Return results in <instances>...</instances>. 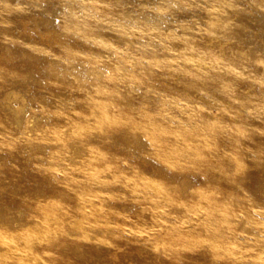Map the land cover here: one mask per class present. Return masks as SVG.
<instances>
[{"label":"bare ground","instance_id":"obj_1","mask_svg":"<svg viewBox=\"0 0 264 264\" xmlns=\"http://www.w3.org/2000/svg\"><path fill=\"white\" fill-rule=\"evenodd\" d=\"M7 2L14 4L13 0H5L4 4L14 13L15 9ZM245 2L255 12L254 18H251L253 25L247 19L239 22L245 17L235 15L232 19L225 20L223 26H217L211 20V25L206 30V36L210 40L208 42L203 38L200 40L201 33L198 30L190 33L192 38H187L188 32L184 29L178 31L176 37L172 36L168 42L186 53L182 56L181 66L175 61L157 60L140 69L142 63L131 62L116 46V40H107V49L115 60H119L121 73L114 72L111 68L106 76L101 77L102 82H95L99 79L98 75L91 76L90 79L81 77L79 85L76 81L74 87L72 80H68V72L78 73L79 69L69 67L67 70L68 67L61 62L33 56L29 49L14 45L6 44L1 49L0 84H23L25 80L22 68L27 65V58L34 57L36 62L30 65V74L38 75L39 78L44 76L54 93L67 91L69 109L66 113L56 110V100L51 99L44 108L60 124H43L38 119H32L31 124H24L28 109L24 92L10 86L0 95V131L6 134L10 131L16 133L14 137L2 138L6 150L0 152V177L3 172L15 171L16 165L9 163L13 158L15 162L18 161L21 146L30 145L40 158L44 181L54 182L57 187H65L64 195L68 197L63 199L57 196V187L50 190L38 188L37 200L23 204L30 211V217L21 216L17 221L12 220L16 211L14 213L9 206H0V264H83L91 259L110 260L112 257L105 255V250L97 248L103 242L107 244V236L116 234L109 244L125 246L128 247L127 251L135 252L150 241L154 245L163 241V233L158 226L168 228L167 235L170 237L166 238L165 243L169 245L170 257L176 262L187 259L203 246L211 247L213 254L210 255H215V258L221 256L228 259L227 256L236 249L238 243L223 237L221 229L211 226L210 221L217 220L229 230L240 227L237 220L242 205L238 203L244 199V203L249 200L242 192L248 186L238 177L231 175V180L228 179V174H224L222 180L218 171L227 162L244 165L253 162L264 168V120H253L264 115V98L258 94L259 91L264 93V87L255 79L250 80L248 87L247 81L233 78L229 72L223 74L220 65L216 64L205 70L191 64L190 59L196 54L205 53L210 61L220 60L228 68L237 64L234 63V57L241 52L253 54L264 51V0H244ZM91 8H96L94 3ZM101 10L105 12L103 8ZM94 14L102 17L100 13ZM10 19L7 17L3 21L9 23ZM18 19L23 30L38 28L41 32H51L55 25L51 17L33 12L25 17L18 16ZM235 24H242L241 27L245 28L232 26ZM3 31L6 36H11L13 29L4 27ZM242 32L246 40L243 46L226 44L222 40L224 35L240 37ZM76 33L84 38L92 34L85 27ZM104 35L107 38L111 36ZM218 35L221 39L215 41ZM76 37L79 38L77 34ZM255 66L258 71L264 72L263 64ZM161 76L167 78L162 79ZM218 86L225 90L230 88L232 92H224L222 96L230 104L233 103V106L238 105L240 99L243 104H252L253 112L248 114H254L252 120L250 116L248 119L242 117L243 113H231L233 117L219 122L214 113L205 109L204 101L214 107L218 104L217 99L203 94L204 92L198 97L195 92L203 90L213 93ZM153 101L161 104L155 105ZM180 102L187 103L185 105L192 110L191 115L204 122L203 127L189 125L188 130L168 122L172 121L170 118L173 111L167 110V106L181 107L175 104ZM71 109L72 112L69 113ZM5 118H12L16 127L11 129ZM29 130H35L36 136H30ZM47 133L51 134L50 138ZM251 149L253 159L247 156ZM10 154L14 157L11 158ZM105 155L109 158L104 157ZM104 159L110 163L105 165ZM62 161L66 162L65 166L72 165V169L64 170ZM94 162L104 166L92 168ZM203 174L208 178L204 179L206 184L202 185L219 187L220 198L214 200V196L199 190L205 197L213 199H198L188 206L190 209L205 211L207 217L200 224L196 221L190 229H185L176 225L169 226V219L165 216L162 224H153V220L144 218L142 223L150 227L140 244L126 233L129 231L127 228L123 229L130 226L129 220L132 218H142L145 214L147 218L152 216L142 208H137V192L127 190L132 187V181L140 186L148 185L160 205L172 202L176 194L189 195L195 184H201L199 181ZM195 175H200L198 180L194 179ZM94 182L98 188H95ZM100 186L111 189L109 196L101 193L103 190ZM199 188L201 189V185ZM260 192L264 195V186ZM23 207H20L19 213L26 211ZM251 207L247 206L249 217L246 218H250L251 224L260 228L257 215ZM171 234L179 239L171 238ZM256 239L255 242L259 241ZM153 253L157 256L153 257ZM162 253V249L156 247L151 254H142L144 261H148L145 264H159Z\"/></svg>","mask_w":264,"mask_h":264},{"label":"rangeland","instance_id":"obj_2","mask_svg":"<svg viewBox=\"0 0 264 264\" xmlns=\"http://www.w3.org/2000/svg\"><path fill=\"white\" fill-rule=\"evenodd\" d=\"M4 1L0 0V52L6 44H10L17 48L29 49L28 51H30L33 56H40L45 59L48 57L50 59L49 61L61 62L68 67L67 70H69V67L73 69L77 68L80 72H68V80H72L74 87L76 86V81H78L79 85V78L81 77L90 79L91 76L98 75L99 79L95 80V82H102L101 77L106 76L111 68L114 72L120 71L121 73L119 60H115L107 49L106 41L109 39L113 41L116 40V46L122 50V53L129 57L128 59H130L131 62L142 63L140 69H144L147 63H156L157 60L175 61L181 66L183 63L182 56H185L186 53L179 49L178 46L168 42L172 36H177L178 31L184 29L188 32L186 33L187 38H192L190 33L194 30H198L201 33L200 40L203 38L208 42L210 40H208L206 36V34H208L206 30L211 25V20L214 21L215 25L223 26L225 20L232 19L233 16L238 15L239 17H245L243 20H239V22L246 21L247 19L251 20L250 25H253L251 18H254L255 15L254 10L249 4L246 2L244 3V0H100V2H93L92 0H13L14 4L11 2H7V4L10 6L12 5L11 8L15 9L14 13L6 7ZM67 1L71 3H67ZM87 3L92 6L94 3L96 8L92 10V6L88 7ZM99 5L102 6L105 12L101 10L102 8ZM31 12L51 17L56 25L52 26L53 31L49 32L43 30L41 32L38 28L23 30L18 16L25 17ZM94 12L102 14V17H96ZM7 17L13 20L10 19L9 23H5L3 20L7 19ZM241 25L242 24H235L232 26L240 29L245 28L241 27ZM4 27L13 29L11 36H6L4 34ZM83 27L91 31V36L86 38L79 37L80 34L76 32ZM76 34L79 38L76 37ZM104 34L108 36L110 34L111 38H107ZM243 36V32L240 34V37H231L229 34L224 35L222 40L226 44L230 43L240 47L246 42ZM183 39L186 40L185 37ZM220 39L218 35L215 41H219ZM77 40H79L78 43ZM57 49H61L64 52H59ZM61 56H63V58H61ZM234 58V63L237 64H233L228 68L225 64H222L220 60L210 61L208 55L205 53L196 54L195 57L190 59V62L205 70L211 69L216 64L220 65V67L222 66L220 71L223 74L229 72V74L233 75V78L247 81L248 87H250V80L254 79L260 86L264 87V72L258 71L257 66H255L257 64L264 65V51H257L253 54L250 52H248V54L241 52ZM27 59V65L22 68L24 72L23 80H25L23 84L10 83L6 85L1 83L0 95L10 86L21 89L24 92L26 95V104L28 105L24 117V124H31L32 119L41 120L44 122L43 124H55L56 122V124H58L59 122L56 117L49 114L44 108V105L49 103L51 99H54L56 100V106L54 108L66 113L69 109L67 91L61 93L52 92L48 80L45 79L44 76L39 78L38 75L34 76L30 74L29 67L36 62V58L30 57ZM110 65L113 67H110ZM161 78L167 77L161 76ZM41 86L42 89H39ZM257 91H259V87ZM79 92L81 93V91ZM202 92L208 96L212 95L217 99V106L210 107L205 101L203 102V106L205 109L214 113L218 117L217 120L219 122L226 121L233 117L231 113H243L241 115L242 117L248 119V116H250V120H252L254 114L248 115L253 112L251 110L253 108L251 107L253 106L252 104H243L240 99V103L233 106V103L230 104L225 100V97L222 96L224 92L231 93L232 91L230 88L225 90L221 86H218L213 93L198 90L195 94L198 96ZM242 92L244 93L245 91ZM53 93L54 95L50 98V95ZM164 94L167 95L166 93ZM258 94L264 98L263 92L259 91ZM16 102L18 101L16 100ZM153 103L155 105L161 104L157 101H153ZM175 104H179L181 107L172 106V108H170L169 105L167 106V110L173 111L170 118L172 121L169 120L168 122L172 125L184 127L185 129H188L189 125L192 127L204 126L203 121L191 115L192 110L186 107V102ZM71 112L72 109L69 113ZM261 116L264 115L261 114L253 120H264V117L262 118ZM212 118H214V116H212ZM5 121L9 124L11 129L16 127L12 118H5ZM28 134L30 136H36V131L29 130ZM14 136H16L15 132L10 131L6 134L0 131L1 153L4 152L3 150H6L4 149L6 147H4L5 144L2 142V138ZM47 136L50 138L51 134L47 133ZM20 149L17 162H15L13 158L14 155L10 154V157L13 159L9 164L16 165L14 167L16 168L15 171L13 173L3 172L0 177V206H9L14 213L16 211L14 214L15 217L12 219L13 221H17L21 216L25 218L30 217V211L26 210L23 204L35 200L38 197L36 189H43L44 187L50 190L57 187L54 182L47 183L44 181L42 169L40 167L41 161L38 155H36V151L31 148L30 145L26 146V144L23 145V147L21 146ZM248 151L250 153L247 156L253 159L252 149ZM104 157L109 158L107 155ZM104 162L105 165L106 163H110L106 159H104ZM61 163L64 170L72 169V165H64L66 163L65 161ZM74 163H76L75 160ZM101 166L104 165L96 162L91 165L92 168ZM218 173L222 176V180H224L223 175L228 174V179L231 180L232 176L238 177L243 182H246L248 186V188H243L242 192L248 196L249 200H246L247 202L244 203V199L238 203V205H242L238 211L237 220L239 225H241L240 227L229 230L224 225L218 223L217 220L210 221L211 226L215 225L221 229L223 237L238 243L236 249L234 248V251L227 256L228 259L221 256H219L218 259L215 258V255H212L213 251L211 247L203 246L195 253H191L190 257L187 259L176 262L170 257L168 252L170 251L168 248L169 245L165 243L166 238L170 237L167 235L169 230L166 227L162 228L158 226L163 233V241L161 243L154 245L152 241H150L145 247H140L141 250L131 252L127 251L128 247L109 244V241L116 235L114 234L105 238L107 244L103 242V244L97 247L101 251L105 250L104 254L112 257L110 260L100 259L95 261L91 259L89 262L85 261L83 264H145V262L148 261H144L142 254H151L152 249L156 247H159V249L163 251L161 260H158L159 264H264L262 260V258H264V221L261 220L264 219V195L260 192L264 186V168L258 167L256 164H253V162L248 165L238 162H227L221 165ZM195 176L194 179L198 180L197 177L200 175ZM207 178L208 176L203 174L199 181L201 184H195L191 188L189 195L178 196V194H176L172 202H164L160 205L157 204V198H155L153 193L148 189V185L140 186L137 185L135 181H132L130 183L132 187L126 189L137 192V208H142L152 216L147 218L145 214L142 218H132L129 220L130 226L123 227V229L127 228L129 231L126 233L129 236H133L135 240L137 239L136 242L138 241L140 244V241L142 242V239L145 237L144 235H146V230L150 227L142 223L144 218L153 220V224H162L163 217L165 216L169 219L167 223L169 226L176 225L184 227L185 229H190L191 225L196 221H199L200 224L202 220L207 217L205 211L190 209L188 206L194 204L198 199L205 198V200L213 201V199L218 200L220 198V194L218 193L220 190L219 187L210 188V186L202 185V183L206 184L204 179ZM200 185L201 189L199 188ZM64 188L63 186H58L56 188L58 191L57 196L68 199V197L64 195ZM95 188H98L96 183ZM99 188L103 190V192H101L102 194L109 196L110 188H102L101 186ZM199 190L206 191L208 195L214 196L212 197L213 199L205 197L202 191ZM249 205L252 206L251 210L257 215L256 218L260 222V228L251 224L252 221L250 218H246L249 217V212L247 211V206ZM20 207H23L26 211L19 213L18 210ZM203 233L205 234L206 232ZM171 238H176V236L172 237L171 234ZM176 239H179V237ZM255 239L260 242H255ZM82 250V253H84V249ZM210 253L212 254L210 255ZM152 256L156 257L157 255L153 253ZM195 256L200 258L196 259Z\"/></svg>","mask_w":264,"mask_h":264}]
</instances>
